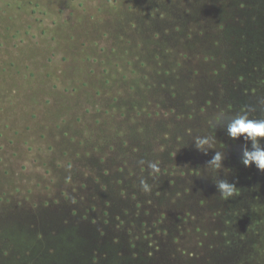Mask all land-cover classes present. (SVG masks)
I'll return each mask as SVG.
<instances>
[{
	"label": "rangeland",
	"instance_id": "rangeland-1",
	"mask_svg": "<svg viewBox=\"0 0 264 264\" xmlns=\"http://www.w3.org/2000/svg\"><path fill=\"white\" fill-rule=\"evenodd\" d=\"M227 1L0 0V264H264V171L226 131L264 117V56L239 80Z\"/></svg>",
	"mask_w": 264,
	"mask_h": 264
},
{
	"label": "clouds",
	"instance_id": "clouds-1",
	"mask_svg": "<svg viewBox=\"0 0 264 264\" xmlns=\"http://www.w3.org/2000/svg\"><path fill=\"white\" fill-rule=\"evenodd\" d=\"M227 134L234 140L243 139L245 144L241 147V162L244 166H255L258 170L264 171V118H253L247 111H242L233 117L227 124ZM195 147L204 153L208 154L209 149H214L215 138L210 135L197 136L194 139ZM250 142V145L249 143ZM225 154L221 151H215L211 159L206 162V170L218 172L224 167ZM150 168L158 171L155 164H150ZM216 188L222 199L228 200L231 197L238 195V189L234 183L226 179H219L215 182ZM141 191L151 193L152 186L145 180L140 181ZM229 221H225L229 225Z\"/></svg>",
	"mask_w": 264,
	"mask_h": 264
},
{
	"label": "trees",
	"instance_id": "trees-1",
	"mask_svg": "<svg viewBox=\"0 0 264 264\" xmlns=\"http://www.w3.org/2000/svg\"><path fill=\"white\" fill-rule=\"evenodd\" d=\"M225 5L228 9L227 11L236 14L237 21L240 25L238 30H232V32H241V37L238 42L240 50L235 53L236 60H234V56L231 57V59L233 61H237L238 70L240 72L238 73V77H240L239 80L241 79V77L248 78L249 76L246 75V69L249 61L251 60V57H254L255 61L257 59V61L259 62L263 60L264 56V0H230L227 1ZM254 53H257V55L255 56ZM234 74L235 70H231L232 78H230L232 81L234 79ZM241 98L242 100H245L247 105H249L247 107H249V109L251 108L252 110V107L255 106V104L248 102L244 96ZM41 226L44 228L47 227L44 223H41ZM62 235L69 237V239L72 240L76 246L78 244L86 246L85 250H83L82 252L85 256L91 255L90 250H93V248H89V246H87L85 242H82V239L79 237V235L73 234L69 230H64L54 236L50 235L48 240L53 245L60 248L58 240ZM72 260L73 262L77 263H83L85 261L84 257L80 255L78 257H73ZM70 263L72 262L70 261Z\"/></svg>",
	"mask_w": 264,
	"mask_h": 264
}]
</instances>
